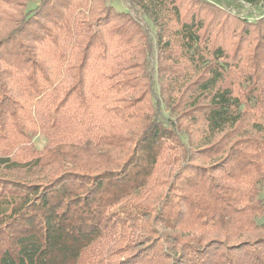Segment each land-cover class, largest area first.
Instances as JSON below:
<instances>
[{"label": "trees", "instance_id": "obj_1", "mask_svg": "<svg viewBox=\"0 0 264 264\" xmlns=\"http://www.w3.org/2000/svg\"><path fill=\"white\" fill-rule=\"evenodd\" d=\"M125 1L0 0V264H264V14Z\"/></svg>", "mask_w": 264, "mask_h": 264}, {"label": "rangeland", "instance_id": "obj_2", "mask_svg": "<svg viewBox=\"0 0 264 264\" xmlns=\"http://www.w3.org/2000/svg\"><path fill=\"white\" fill-rule=\"evenodd\" d=\"M215 5H217L218 7L234 14L237 16H240L242 18H246L248 20H254L257 19L258 17L262 16L264 14V1L262 3H260L259 5H255V6H250L246 3L243 2H238V1H233V0H207ZM107 5H110L112 7H114L116 10L118 11H127L129 10L128 4L125 0H105ZM36 5V2H29L28 3V8H33ZM142 23L146 29V31L148 32L151 42L154 46L155 44V35H154V29L151 25V23L144 18L143 16H140ZM154 57H155V49L153 47V53L150 57V64H149V69H152L155 65V61H154ZM157 85H154V92L155 94H157ZM166 112L161 108L160 109V119L162 121H165L166 118ZM45 143V140L43 139L42 136L40 135H36L33 138V144L38 147L41 148ZM259 197L263 199L264 201V182L261 186V192L259 194ZM257 222L259 223H264V214L262 216H260L259 218H257Z\"/></svg>", "mask_w": 264, "mask_h": 264}]
</instances>
